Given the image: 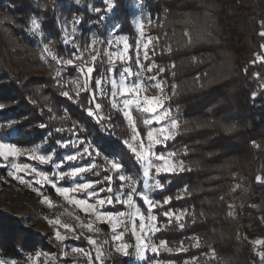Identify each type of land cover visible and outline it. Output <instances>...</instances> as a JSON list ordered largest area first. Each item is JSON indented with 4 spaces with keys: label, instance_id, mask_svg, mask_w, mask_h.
Returning <instances> with one entry per match:
<instances>
[{
    "label": "trees",
    "instance_id": "16d2710c",
    "mask_svg": "<svg viewBox=\"0 0 264 264\" xmlns=\"http://www.w3.org/2000/svg\"><path fill=\"white\" fill-rule=\"evenodd\" d=\"M148 3L153 14L156 11L161 14L166 8L165 24L173 27L172 32L168 28L171 33L184 30V26L179 29L173 24L171 18L176 11L183 16L192 12L200 14V22L205 27L197 33L193 24H188L194 43L186 45L184 35L170 52L178 65L186 59L184 76L200 74L202 82L195 85L188 99L180 101L184 116L197 121L191 122V127L170 143L188 146V154L183 159L193 170L163 176L172 180L156 193L159 197H173L167 206L187 207L196 221L192 223L193 216H186L184 229L174 224L159 235L171 243L195 235L200 238L201 247L190 246L185 252L161 256L174 258L179 263L181 258L198 254L202 264H259L251 239L264 237V182L256 180L258 175L264 177V62L257 60L253 64L251 61L255 53H262L260 45L264 37L259 35V22L264 20V0H149ZM68 11H83L86 28L90 20L98 17L73 0H0V103L6 105L0 110V128L7 135L16 128L17 135L12 139L19 145L47 140L49 148L75 131L84 137L80 128H73L74 124L87 128L92 133L88 139L95 143L97 125L79 106H88L86 94L81 93L79 104L77 99L62 95L63 85L57 84L53 66L40 59L35 40L27 31L30 18L38 16L46 38L55 41L57 51H67L68 47L62 43L58 14ZM122 29L126 30L125 26ZM3 37L10 41L12 53L19 61L6 51ZM221 63H229V75L211 78L214 68ZM103 104L108 107L107 103ZM108 109V115L111 113L114 117L105 133L110 137L105 141L110 151L106 152L105 148L100 151L106 156L118 153L126 161L125 169L130 171L131 155L117 142L127 135L126 120L116 118V110ZM65 110L70 118H64ZM8 120L18 123L8 124ZM199 120L203 121L197 128ZM40 124L46 128L38 127ZM253 142L260 147H255ZM243 157L247 158L246 164H242ZM98 160L105 163L102 157ZM132 169L142 175L141 167ZM238 180H245V188L233 191ZM186 185L185 196L177 199L178 191ZM242 192L245 200L241 205L237 197ZM233 203L237 214L230 216L229 205ZM11 234L8 237L0 234L7 241L3 246L7 256L21 259V253L33 250L29 247L36 245L28 237L22 242L25 250H20L18 236ZM209 245L216 251L215 260L202 256L211 251Z\"/></svg>",
    "mask_w": 264,
    "mask_h": 264
},
{
    "label": "snow or ice",
    "instance_id": "6c2138e0",
    "mask_svg": "<svg viewBox=\"0 0 264 264\" xmlns=\"http://www.w3.org/2000/svg\"><path fill=\"white\" fill-rule=\"evenodd\" d=\"M104 5L103 8L88 5L93 13L99 14L97 24L103 23L106 17L109 19L115 15V9L117 8L116 0H100ZM76 4H80L81 0H75ZM137 8L144 12L146 5L144 0H139L136 5ZM112 14V16H109ZM145 21L149 25L153 24V20L150 17L145 16L144 19L137 22V31L140 37L144 38L146 42H137L135 47V61L139 70L133 71L130 66H124L120 68L118 76L115 75L118 69V65H128L132 60V56L129 55V50L132 47L127 36L117 35L113 40L101 39L98 35L93 34L90 38V42L86 41L81 45L76 39L77 25L85 23L84 18L74 15L71 20H65L62 26L63 30V44H73V50L69 53L67 58L59 56L53 49L52 45L55 41L49 40L47 43H43L42 50L40 52V59L47 62L48 58H51L58 65L54 76L57 84L71 83L75 85L74 96L79 104V97L81 93L87 96V107L79 105L86 112L89 118L94 119L98 128V134L95 136V143L88 139L92 135L87 128H81L79 125L74 124L73 128H80V132L84 134L83 139H68L65 141H56L61 147L68 149L69 147L77 148L78 145H84L87 143V147H84L82 151L77 150L74 154H68L57 158L56 149L53 148L48 154H41L38 151V147L26 149L19 147L15 143H6L0 141V160L4 163L0 166L10 169L7 175L14 177L21 184H24L37 194L41 198V202L44 204L54 206L53 200L45 195L41 190V187L36 185H52L55 189V193L62 197L69 204L80 209L87 217V221L81 220L79 216L75 217L78 222V227L72 224L63 222L59 216L54 219H49L48 223L55 226L54 236L58 242L63 245V242L69 238L79 240L84 236V231L88 233H98L100 231L98 225L104 223L110 226L112 236L111 240L115 241L114 251L123 257H129L131 255L129 249H134L135 257L138 260H144L147 264L146 254L148 252L159 255L161 251L171 253L185 252L187 249L184 247V241H180V246L173 248L169 247L167 240H160L159 243L153 242V237L157 233L169 229L174 223L180 229H184L186 216H193L192 223H195L194 214L187 211H173L166 210L160 212L158 216L154 210L163 209L165 205H170L173 197L169 196L164 198L163 201L154 200L147 194L154 190H163L165 184L161 183L162 174H179L186 171H192V167L186 164L181 156L188 154V146H184V151L178 153L177 151H157V146H166L169 141L175 140L181 135V129L185 128L187 121L181 124V121L173 113L171 107L166 106L167 102L171 100L172 96L177 95L178 85H171V95L165 94V81L160 77V74L166 73L168 68L160 67L156 64L155 60L145 66L141 63L143 61H149V52L152 55H156L155 43L159 42V37H153L145 34ZM30 26L27 31L33 34H39L41 37L45 36L42 31L41 20L35 16L30 18ZM261 31L259 35L264 37V20L260 22ZM113 29L122 28V25L113 24ZM70 29V31H69ZM187 36L186 45L190 46L194 43L193 37L190 34ZM202 37H197L200 39ZM107 43L110 46L115 47V50H109L102 53L100 45ZM150 46H152L150 48ZM260 47L264 49V44ZM142 48V55H141ZM168 52H172L171 46L166 49ZM161 51H164L162 49ZM255 59L251 63L255 64L257 60L264 62V54L255 53ZM63 66H72V70L78 71L79 76L73 78L70 81H63ZM102 66V67H101ZM98 68L100 69L98 71ZM169 68L175 69L176 65L173 62ZM155 71V75H148L145 78V73H152ZM247 71V69H245ZM96 73L97 78L93 79V74ZM112 73L113 75H108ZM176 73L173 71L172 76ZM259 75V73H257ZM135 77L136 79H132ZM198 79V78H197ZM107 83L110 86V91L106 90L104 85ZM149 89H155V95L147 94ZM63 96L71 99L68 91L62 93ZM256 94L253 93V96ZM108 98L111 109H115L117 112L116 118H123L127 122L128 128L131 130L129 139L118 140L124 148L131 155L132 164L130 167L136 168L142 166L143 188L138 190V185L141 183L139 179H133L132 175L127 174L125 169L126 161L114 152V157L109 158L100 148H105V151L110 149L105 147V141L109 140V136H106L108 128L112 126L114 117L109 115H102L103 104L100 102L102 99ZM6 105L0 103V110H4ZM137 110L142 114H146L147 118L143 119V124L148 128L145 138L141 136L136 121L133 118L132 111ZM178 111V109H177ZM54 118V117H50ZM70 118L65 110V117ZM105 121L108 123L105 124ZM12 124L18 123L12 121ZM157 125V126H153ZM2 126V125H0ZM40 128H46V125H38ZM195 127H201L200 124H196ZM187 131L188 129L185 128ZM60 132L63 129H57ZM77 133L74 132V135ZM50 135V134H49ZM47 143V140L44 141ZM254 146L259 148L260 145ZM97 145L99 147H97ZM208 155H212L209 153ZM21 156H29L32 161H38L40 164H56V168L59 169L64 163L69 161H76L77 159H83L85 156L91 158L102 157L107 164V173L101 179L85 180L84 182H75L71 186H58V181L65 180L66 178L75 180L86 173H92L98 175L94 170L97 165L94 161H90L84 166H72L69 165L68 171H54L50 174L46 171L39 170L31 163H17L16 160ZM23 173V175H22ZM35 176L38 179L30 180L26 179V176ZM115 175L118 187L113 188V176ZM257 181L264 182V177L257 176ZM151 181V182H150ZM170 183V181H169ZM100 185V187H97ZM106 185V186H104ZM237 184L233 188H239ZM184 191H188L186 185ZM83 193V198H80L78 194ZM105 195L101 196L100 194ZM181 197H177L179 199ZM138 199L140 203L146 204L148 215L145 216L138 206ZM113 204H119L125 207L124 211H110L107 210L108 206ZM231 209L228 213L230 216H235V205H229ZM202 215V214H201ZM166 220L167 223L163 221ZM137 221L138 226H137ZM123 229V230H121ZM63 230V231H62ZM130 231L135 238V244H129L124 242L125 232ZM88 245L95 250V256L93 252L85 249L84 247H72L70 251H63L62 255L67 256H80L86 258L87 264H105V252L103 250L104 244L98 243V240L93 235H87L85 237ZM194 241L193 247L199 249L201 247L200 238L193 236L190 238ZM254 248L256 249V255L259 257L260 264H264V238H257L252 241ZM210 254L205 255L211 259H217V254L214 248H211ZM39 255V254H37ZM110 255V253H109ZM52 259L55 260L56 256L53 255ZM197 257H192L191 260H185L183 264H196ZM0 264H8L4 259H0ZM10 264H16L15 261H11ZM153 264H162L159 260H154ZM167 264H173L172 261H168Z\"/></svg>",
    "mask_w": 264,
    "mask_h": 264
},
{
    "label": "rangeland",
    "instance_id": "374dc122",
    "mask_svg": "<svg viewBox=\"0 0 264 264\" xmlns=\"http://www.w3.org/2000/svg\"><path fill=\"white\" fill-rule=\"evenodd\" d=\"M75 2V0H73ZM149 0H144V3L146 5V8L143 13L139 10V8L136 7L139 0H116L117 8L115 9V15L112 16V14H109V16H112L111 19L108 17L105 18L102 25L94 23L98 21L99 14H97L98 17H96L93 20H90L88 23V27H83V24L77 25V33H76V39L77 41L83 45L86 41L90 42V38L93 34L98 35L101 39L104 40H113V38L117 35L127 36L129 44L132 46L129 50V55L132 56V60L129 61L128 65H118L117 72L115 75L118 76L120 68L124 66H130L132 70L135 72L139 70L136 65L135 61V47L137 42H146L144 38L140 37L139 32L137 31V22L139 20L144 19L145 16L150 17L153 20V24L149 25L147 21H145V34L151 35L153 37H159V42L155 43V50L156 55L153 56L152 52H149V61H143L141 60V63L145 64L147 66L151 60H155L156 64L160 67L168 68V71L166 73L160 74V77L163 78L165 81L166 87H165V94L171 95V85L176 84L178 85L177 88V95L172 96L171 100L167 102L166 106L171 107L173 113L178 117V119L181 121V124L183 125L185 121H187V125H185V128L191 127V122L197 121V119H187L184 116V106L180 104L181 99H188L193 94V88H195V85L198 83V85L201 82L200 80V74H196L195 77H189L184 76V69L186 66H184V63H186V59H183L184 63L181 65L177 64L176 59L170 56V52H168L166 49L168 46H171L172 49H175V45H179L180 41L182 40L183 36L187 33H189V29L186 26H189L188 24H193L194 30L197 33H201L204 31V24L200 22V14H197L196 12H192V14H186L181 15L179 12H175L172 14V21L173 24H176V26H179V29L184 28L182 32L181 30H175V33H171L173 30L172 28H169L165 24V18L167 10L166 8L163 9V12L159 14L158 11L155 12V14L152 13L150 5L148 3ZM93 5L95 7H101L103 8L104 5L100 2V0H81V3L78 4L81 7H85L88 9V11L91 14H96L91 11V9L88 7V5ZM74 15L81 16L84 18V12H59L58 18H59V25L62 29V26L64 24V21L71 20ZM36 18L40 19L38 16H35ZM41 20V19H40ZM170 20V19H169ZM113 24H119L122 25V27L126 28V30H123L122 28H116L113 29ZM165 25V26H164ZM196 25L198 27H196ZM168 28L171 30V32L168 31ZM43 31V29H42ZM70 31V29H69ZM44 32V31H43ZM31 36L34 38L35 43L41 52L43 43H47L49 40H52L46 38V35L44 37H41L39 34H33L30 33ZM63 30H62V38H63ZM186 36V35H185ZM187 37V36H186ZM5 40V48L8 53H10L11 57L15 61H19L18 58L12 53L13 52V46L11 45L10 41L7 40V38H4ZM63 43V42H62ZM264 44V43H263ZM65 45V44H64ZM65 46L68 47L67 51L59 52L57 51L56 45H52L54 51L59 55L67 58L69 56V53L73 50V44L69 43ZM100 50L102 53L107 52L109 50H115L114 45L110 46L107 43L104 45H100ZM152 46H150L151 48ZM164 49V51H161ZM142 48H141V55H142ZM264 54V49H262V53ZM259 61V60H258ZM175 63L176 68L171 69L169 66L172 63ZM230 63V61H228ZM261 62V61H259ZM47 63L51 64L53 66V71L55 72L58 65L53 61L51 58H48ZM229 63H227L229 65ZM223 63L219 64L214 68L213 75L211 74V78H223L227 77L229 75V66L228 65H222ZM188 66V65H187ZM155 71L153 70L152 73H145V78L148 75H155ZM175 72L176 75L172 76V72ZM210 74V73H209ZM79 72L72 70V66H63V81H70L73 78L79 76ZM108 75H113L112 73H109ZM198 78V79H197ZM94 79V74H93ZM132 79H136L135 77H132ZM63 85V91H68L72 99H76L74 96V89L75 85L71 83H62ZM106 90L110 91V86L105 83L104 85ZM149 95H155L156 90L155 89H149V92L147 93ZM102 104L103 102L108 104V107H106L103 104V110L102 115L107 116L108 115V108H110L109 100L108 98H104L100 101ZM178 109V111H177ZM115 110V109H113ZM133 118L136 121L137 128L141 134L142 137L145 138L146 142V132L148 128L143 124V119L147 118L146 114H142L138 112L137 110L133 109L132 111ZM203 120H199V124L201 125ZM12 120H8L7 123L11 124ZM2 121H0V124ZM127 123V122H126ZM127 125V124H126ZM157 126V125H153ZM10 127V126H9ZM185 128L181 129V133L185 131ZM74 135L65 136L62 139H59L58 141H65L68 139H83L84 137L80 135L78 132ZM17 135L16 128H12L10 130V135H7L4 133V131L0 128V141L6 142V143H15L19 147L31 149L33 147H38V151L41 154H48L52 151L53 148L56 149V157H54V160H57V158L68 155V154H74L77 150L82 151L84 147H87V143L84 145H78L77 148L69 147L68 149L61 148L57 143L56 145H52L48 148L49 144L43 142L35 143L32 145H19L18 143L14 142L12 137ZM131 135V130L127 126V135L124 137V139H129ZM174 141V140H173ZM173 141H169L166 146H157V151H177L178 153H182L184 151V144L181 145H173L170 144ZM94 143V142H93ZM120 156V155H119ZM114 155L109 156V158H113ZM121 157V156H120ZM183 159V156L180 157ZM104 160V159H103ZM185 160V159H184ZM90 161H94L97 165L96 169L94 170L98 175H93L92 173H86L80 177H77L75 180L66 178L63 181H60L58 177H56L58 181V186H71L75 182H84L85 180H96L101 179L105 174L104 171L107 169V164L102 163L101 160H98V157H87L85 156L83 159H77L76 161H69L64 163L59 169L56 168V164H40L38 161H32L29 156H21L19 157L16 162L17 163H31L34 166H36L41 171H46L51 174L54 171H68L69 165L72 166H84ZM242 164L247 163V158L243 157L241 159ZM186 162V161H185ZM4 162L0 160V165H2ZM186 164H188L186 162ZM8 171L10 169L0 166V234L5 235V237H8L11 233H13L15 236H18V248L20 250H23V243L24 240L28 237H31L33 243L36 245L34 247H29L33 250H25L22 254L21 259L13 256H7L5 255V249H3V246L5 245V242H7L4 237H0V259H4L8 264H10L11 261H15L16 264H87L86 258L80 257V256H63V251H70L72 247H84L85 249L92 251L93 256H95V250L94 248L90 247L85 239L87 235H93L94 238L98 240V243H103L105 241H108V243L104 244V252H105V264H145L144 260H138L135 257L134 249L130 248L129 251L131 255L129 257H123L120 254H117L114 251L115 241L111 240L112 232L110 229V226L100 223L98 225L100 231L98 233H88L86 230L84 231V236L81 237L79 240H75L72 238H69L68 240L63 242V245L58 242L54 236L55 226L48 223L49 219H54L57 216L65 222L72 224L73 226L78 227V222L76 221L75 217L79 216L81 220L87 221L88 217L78 208L75 206L69 204L67 201H65L62 197L58 196L55 193V189L52 187V185H36L38 187H41V190L43 193L47 196H49L53 202L54 206H49L47 204H44L41 202V198L37 196V194L32 190V188L21 184L18 180H16L14 177H9L7 175ZM142 171V166H141ZM108 174V173H107ZM127 174L132 175L133 179H139L141 181L138 185V190H141L143 188V177L142 175L138 174V171L135 169H132L130 171H127ZM23 175V173H22ZM167 174H162L161 176V183L165 184V187L169 184V181L171 182L172 178H164ZM26 179L30 180H36L37 177L33 176H26ZM114 183L113 188L114 190L118 187V182L116 181V177H113ZM151 182V181H150ZM239 184L240 187L245 188V180H238L236 182V185ZM106 186V185H104ZM97 187H100L98 185ZM161 190H154L151 192H148L147 194L150 196V198L154 200H160L163 201L164 198L169 197V195H164V197L161 195L156 196V193ZM80 198H83V193L78 194ZM101 196L105 195L104 193L100 194ZM185 196L184 188L178 191L177 197L183 198ZM238 201L242 205L245 200V193L242 192L238 197ZM138 206L140 207L141 211L144 212V215H148L147 206L146 204H141L138 199ZM232 205H235L234 203ZM110 211H124L125 207H122L119 204H113L111 206H108V209ZM166 210H173L177 212L181 211H187L188 208L185 206H178L176 208L174 207H168L167 205L164 206L163 209H157L154 210L155 214L158 216L160 215V212L166 211ZM231 210V209H230ZM164 223H167L166 220L163 221ZM137 221V226H138ZM175 224V223H174ZM173 224V225H174ZM123 230V229H121ZM63 231V230H62ZM11 232V233H10ZM10 233V234H9ZM8 235V236H7ZM12 235V234H11ZM195 235H191L188 239L183 240L184 241V247L188 250L190 246L194 244V241H192L190 238ZM257 238H264V237H256L252 238L251 240H255ZM160 240H167V238L161 237L159 233L156 234L155 237H153L154 243H159ZM182 241V240H181ZM124 242L129 244H135V238L131 234L130 231L125 232L124 236ZM169 247H179L180 242L179 241H173L172 243L168 241ZM256 252V249H255ZM110 253V255H109ZM181 252L173 251L171 253L161 251L159 255H156L154 253L148 252L146 254L147 264H153L154 260H159L162 262V264H167L168 261H172L173 264H183L185 260H191L192 257H197L196 264H202L199 255H190L186 256L182 259V262L179 263L178 260L174 258H166L162 257L161 254L167 255V254H177ZM210 254V252H208ZM39 254V255H37ZM55 255L56 259L53 260L52 256ZM206 259H209L205 253L202 255ZM257 256V255H256ZM258 261L259 257L257 256ZM96 264H99L97 261ZM260 264V262H259Z\"/></svg>",
    "mask_w": 264,
    "mask_h": 264
}]
</instances>
